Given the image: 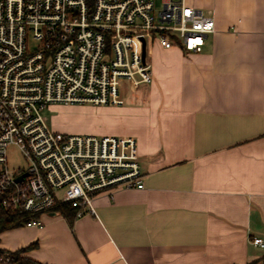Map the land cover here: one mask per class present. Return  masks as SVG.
<instances>
[{
	"label": "crops",
	"instance_id": "1",
	"mask_svg": "<svg viewBox=\"0 0 264 264\" xmlns=\"http://www.w3.org/2000/svg\"><path fill=\"white\" fill-rule=\"evenodd\" d=\"M184 2L214 20L201 52L152 43L151 82L89 108L104 135L135 140L143 189L97 194L70 221L41 214L0 233V250L32 245L27 264H264L250 242L264 243V0Z\"/></svg>",
	"mask_w": 264,
	"mask_h": 264
},
{
	"label": "built area",
	"instance_id": "2",
	"mask_svg": "<svg viewBox=\"0 0 264 264\" xmlns=\"http://www.w3.org/2000/svg\"><path fill=\"white\" fill-rule=\"evenodd\" d=\"M213 32V18L184 0H161L159 10L154 0H0L2 207L44 214L67 204L79 217L94 214L97 194L143 189L133 138L55 133L41 112L50 104L120 106L123 84L152 80L149 45L199 53ZM10 145L26 159L24 171L8 166ZM0 264L16 263L5 252Z\"/></svg>",
	"mask_w": 264,
	"mask_h": 264
},
{
	"label": "rangeland",
	"instance_id": "3",
	"mask_svg": "<svg viewBox=\"0 0 264 264\" xmlns=\"http://www.w3.org/2000/svg\"><path fill=\"white\" fill-rule=\"evenodd\" d=\"M160 7L161 0H154L155 10H159ZM33 46L34 43L31 40H28V48L31 49ZM155 46L156 44H154V47ZM126 91L127 88L123 92ZM90 107L93 106L89 104H50L41 112V116L47 128L55 133L63 135H93L97 137L106 136L103 134L105 131H107L105 120L97 119V117L94 116L95 112L89 110ZM100 122H102V124L97 126ZM110 136L120 137L117 135ZM6 158L8 166L15 172L24 171L27 167L26 159L23 158L19 150L14 145H10L7 148Z\"/></svg>",
	"mask_w": 264,
	"mask_h": 264
},
{
	"label": "trees",
	"instance_id": "4",
	"mask_svg": "<svg viewBox=\"0 0 264 264\" xmlns=\"http://www.w3.org/2000/svg\"><path fill=\"white\" fill-rule=\"evenodd\" d=\"M51 213L58 214L69 221L76 218V210L67 204L54 206L51 209ZM40 215L41 212L28 213L22 210H6L2 207L0 199V233L26 226L30 222L39 220ZM31 246L32 245L14 252L0 250V254L8 252L12 255L13 260L16 264H27V261H25V259L20 256V253L31 248Z\"/></svg>",
	"mask_w": 264,
	"mask_h": 264
},
{
	"label": "water",
	"instance_id": "5",
	"mask_svg": "<svg viewBox=\"0 0 264 264\" xmlns=\"http://www.w3.org/2000/svg\"><path fill=\"white\" fill-rule=\"evenodd\" d=\"M145 57V51H144V44L142 45V58L144 59ZM23 175L22 176H19L15 179L16 182L20 181L22 179Z\"/></svg>",
	"mask_w": 264,
	"mask_h": 264
}]
</instances>
